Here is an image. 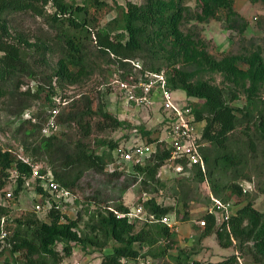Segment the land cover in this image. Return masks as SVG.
Instances as JSON below:
<instances>
[{
  "label": "trees",
  "instance_id": "obj_1",
  "mask_svg": "<svg viewBox=\"0 0 264 264\" xmlns=\"http://www.w3.org/2000/svg\"><path fill=\"white\" fill-rule=\"evenodd\" d=\"M81 1L79 4H74L64 0H0V94L8 90V95L13 100H17L19 105L15 113L18 117L29 107L31 100L41 99L42 90L44 106L49 107V113L54 106L53 99L56 92L49 81L48 88H38L33 92H30V89L21 91L26 94L25 99L16 94L14 89L20 86L19 82L13 85L16 77L25 71L30 75L33 72L23 50L5 39L8 33L6 15L9 13L26 11L39 16L47 15L54 24H57L58 45L68 65H83L89 55H92V58L105 63H116L121 69L126 70L128 60L141 58L149 63L145 69L159 72L164 61L157 49L159 39L169 38L181 49H185L189 44L186 35L178 28L181 8L174 0H146L144 5L127 2L125 7L119 5L116 0H111L112 3L108 0ZM195 2L201 11L210 13L220 7L230 8L232 0H195ZM48 4L54 8L52 14L46 12ZM112 7L121 9L122 12L120 22L110 26L112 25L110 21L102 23V20ZM23 41L28 44L26 40ZM89 42L92 43V47L88 46ZM36 48L39 46L37 45ZM46 49L44 45V50ZM203 60L213 68L232 74L240 71L236 70L233 57L223 62H215L208 56H203ZM256 69H259L260 73L264 70L259 66ZM58 73L57 78L63 77V73ZM168 82L173 90L181 89L186 97L202 101V105L192 108V112L196 121L204 123L202 139L205 144L201 147V153L206 163V175L208 174L211 182L212 194L224 202L227 201L226 192L229 187L232 194L237 196L243 194L235 180L239 178V165L244 164L245 161L232 153L230 140L236 129L241 127L240 132L246 136L249 152L256 156L257 144H259L263 146L261 154L264 156V101L257 103L250 100L246 108H235L226 102V93L222 88L207 81H191L187 74L180 70L176 71ZM234 98L236 96L232 95V99ZM96 99L93 96L81 95L67 102L64 110L56 117L57 122L62 125L60 131L48 135L42 134L40 131L48 113L41 117L40 112L22 119L15 131L22 136L21 146L25 152H30L31 159L37 161L44 158L55 181L72 193L78 189L86 170L102 172L112 159L115 161L114 151L120 144L116 140L99 138L95 141L97 148H94L87 142L94 130L102 132L125 124V121L119 120L106 109L104 102ZM250 126H253V130H250ZM143 133L149 135L148 130ZM148 142H156L154 152L146 158L143 165L130 166V174L135 178L141 175L142 183L148 180L158 183L157 172L170 156V148L164 140L149 138ZM181 163L184 161L181 160ZM10 166L18 171L14 189L17 194L24 186V176L26 178L30 176L31 166L15 158L9 150H3L0 146V174ZM228 169L232 171V182L227 184L225 181L223 183L218 181L222 176L220 172ZM194 173L195 177L203 180L198 168L195 167ZM108 175L120 177L121 172L112 171ZM2 185L0 177V187ZM36 192H42L41 187L36 185ZM42 193V197L47 195ZM96 197L85 196V199L90 204H99L100 201ZM0 201V218L6 216L8 220V204ZM143 206L155 217L173 211L178 212L173 206L162 205L152 197L143 201ZM110 207L97 210L89 216L87 225L90 233L79 231L81 220L79 214L73 218L68 217L54 205L45 212L47 220H41L34 213L22 219L15 218L13 220L15 227L5 237V245L11 254L21 255L22 264H60L64 256L71 254L73 245L85 249L88 244L104 246L111 241L116 245L112 246L110 253L102 257L100 264H121V259L129 260L128 264H139L138 259L157 258L166 254L167 247L152 249L158 238H166L170 234L164 224L143 223L149 227L135 231V222H130L126 216L117 217L114 213V210L119 213L128 211V206L124 205L120 198L116 199L112 209ZM182 207H187L186 201H183ZM180 216L182 220H186L188 212L185 210ZM203 218L207 223V229L202 235H206L217 223L215 216L206 211ZM215 234L219 245L223 247L229 246L234 236L251 240L253 261L256 264H264V213L254 208L250 201L230 216L228 228L225 222L218 224ZM59 242L64 244L62 252L55 248ZM135 243L148 245V251L141 253L139 249L134 248ZM181 253L182 250H179L175 257L177 260L181 258ZM186 257L184 264H239L237 255L233 254L208 263L189 260V254ZM144 264H153V261ZM178 264L183 263L178 261Z\"/></svg>",
  "mask_w": 264,
  "mask_h": 264
},
{
  "label": "rangeland",
  "instance_id": "obj_2",
  "mask_svg": "<svg viewBox=\"0 0 264 264\" xmlns=\"http://www.w3.org/2000/svg\"><path fill=\"white\" fill-rule=\"evenodd\" d=\"M64 1L74 4L82 2L81 0ZM108 1L112 3L111 0ZM116 1L124 7L127 2L139 5L146 3V0ZM174 2L181 8L178 28L186 35L189 44L185 49H181L169 38H162L159 39L157 47L159 56L164 60L160 71L163 72L167 89L172 92V99L177 104L186 105L191 109L202 105L201 100L188 98L181 89L173 90L169 86L168 79L180 70L187 74L191 81H207L222 88L226 93V102L235 108H246L250 100L257 103L264 101V70L260 73L259 69H256L257 66L264 68V0H232L230 8L220 7L210 13L201 11L195 0H174ZM53 11L54 8L48 4L47 14H52ZM121 12V9L112 7L102 23L110 21L112 24L110 26L116 25L121 20ZM6 18L8 33L5 39L23 50L33 72L32 75L28 71L22 72L14 80L13 85L16 82L20 83L19 88L14 89L18 96L25 99L26 94L21 91L30 89V92H33L38 88H48V83L51 81L56 92L53 102L59 100V113L64 110L65 105L62 102L67 103L81 95L93 96L97 101L99 99L104 102L106 109L119 120L125 121V124L102 132L94 130L87 139L94 148H97L95 141L99 138L112 139L125 144L138 134L147 142L149 138L159 140L163 136V123L160 122L159 117L165 112L160 84L154 83L148 93L143 90L145 82L152 80L150 72L145 69L149 65L147 61L141 58L128 60L125 70L116 63H105L89 55L83 65H68L58 45L57 24H54L47 15L39 16L31 12L17 11L7 14ZM92 43L89 42L88 46L92 47ZM37 45L39 48H36ZM203 56H208L215 62H223L233 57L235 68L240 71L232 74L213 68L203 60ZM57 72L63 73V77L57 78ZM232 95L236 98L232 99ZM40 96V100H31L29 107L18 117L15 113L19 105L17 100H13L8 95V90L0 94V146L3 150H9L15 158L18 159V155H22L40 170L51 173L44 158L37 161L31 159L30 152H25L21 146L22 136L15 132L22 119L29 117L30 114L40 112V116L44 117L48 113L49 107L44 106L43 90ZM143 96H146L147 101L134 100ZM202 124L204 123H198V127ZM147 130L149 135H144L143 132ZM240 130L241 127L232 134L230 148L233 154L245 161L244 164L239 165V178L235 180L243 194L239 196L232 194L229 187L226 192L228 196L226 202L231 203V213L248 201L254 208L264 213V156L261 154L263 146L257 144V155L253 156L247 147L246 136ZM250 130H253V126H250ZM130 166L132 164L129 162L120 165L112 159L102 172L86 170L78 189L74 191V197L64 204V213L68 217L80 215L78 229L81 233H90L87 224L91 214L107 206L114 207L116 199L120 198L124 205L133 207L143 204L145 198L152 197L162 205L173 206L178 212L173 211L170 214L180 221L178 232H170L166 238H158L152 246V249L167 247L166 254L157 258L149 257L153 264H178V261L184 264L187 254L189 260H200L204 263L219 261L233 254L237 255V261L241 264H256L251 256V240L234 236L229 246H220L215 234L218 224L209 234L202 235L207 229V223L202 227L196 221L203 218L211 203L208 188L199 177H195V167L187 169L184 173H177L167 164L160 167L157 172L158 183L151 180L142 183L141 175L135 178L130 174ZM112 171L121 172V176L111 177L108 174ZM231 172L229 169L223 170L220 172L221 177L218 174L215 176L219 177L218 181L230 184ZM14 175L13 166L0 174L3 182L0 187V200L4 201L2 198H5L6 193H12L11 199L6 201L9 215L6 220L7 235L15 227L13 221L15 218L22 219L34 213L41 220H47L44 211L36 212L32 208L33 203L41 199L34 191L36 183L31 181L28 186L24 185L15 194L17 177ZM207 179L211 186L208 174ZM85 196H97L96 199L100 203L90 204ZM183 201L187 202L186 209L182 207ZM185 210L188 212V218L182 220L180 215H183ZM138 221L134 224L135 231L149 227L143 224V221ZM63 245L59 242L55 248L62 252ZM114 245H116L114 241L104 246L88 244L85 249L77 245L70 255L63 257L60 264H100L102 257L110 253ZM134 248L144 253L148 251L149 246L135 243ZM179 250H182V255L177 260L175 257ZM22 263L23 259L19 253L11 254L6 245L1 247L0 264Z\"/></svg>",
  "mask_w": 264,
  "mask_h": 264
},
{
  "label": "built area",
  "instance_id": "obj_3",
  "mask_svg": "<svg viewBox=\"0 0 264 264\" xmlns=\"http://www.w3.org/2000/svg\"><path fill=\"white\" fill-rule=\"evenodd\" d=\"M150 72L152 80L145 82L143 85V90L145 93L150 91V87L154 83L160 84L161 96H162V106L164 107V115L160 118V122L163 123V136L159 140L166 141L167 146L170 148V156L165 160L164 164L171 166L175 172L184 173L187 169H192L196 167L200 170L203 176V184L208 188V195L210 197V206L206 209L207 213L213 214L216 219V223L220 224L222 222L226 223L228 228V221L231 213V203L224 202L220 198L215 197L208 183L206 175V163L201 153V147L204 144L202 139V128L198 127V123L202 121H196L192 109L188 106L179 105L172 99V92L167 89L165 84V79L163 72ZM124 86V84H123ZM134 95H132L133 97ZM147 101L146 96L134 98L135 101L138 100ZM59 102V100H57ZM54 102V106L49 110L48 116L45 123L41 128V132L44 135L51 134L62 129V125L57 122V114L59 113V103ZM63 105L66 102H62ZM156 142H147L145 141L140 134L133 138L132 140L127 141L125 144H119L114 151L115 161L117 163L129 162L132 165L140 164L143 165L146 158L155 150ZM18 159L24 163H27L31 166V173L29 177L24 176V185H29L31 181H34L37 186L41 187L42 192L47 193L42 197V192H36V185L34 187L37 199L32 208L37 211L46 212L53 205L64 212L65 202L71 200L74 197L68 188L60 185L53 175L49 171H41L40 168L36 165H32L27 158H24L22 155H18ZM179 160V161H178ZM181 160L184 163H181ZM13 172L15 177L18 175V171L13 167ZM12 193H6L5 198H2L5 203L11 199ZM147 198H145L146 200ZM144 200V201H145ZM1 202V201H0ZM114 213L117 217L126 216L130 222H137L138 220L143 221L144 223H162L164 224L169 232H178L179 222L178 220L171 215L170 213L164 214L160 217H155L152 213L148 212L142 203L128 207L126 213H119L114 210ZM139 222V221H138ZM196 223L200 226H205V218L197 220ZM7 236L6 232V216L0 218V243L3 247L5 245V237ZM151 259L149 257L144 260L138 259L139 264L150 263ZM241 264L240 261H238ZM129 260L121 259V264H128Z\"/></svg>",
  "mask_w": 264,
  "mask_h": 264
},
{
  "label": "crops",
  "instance_id": "obj_4",
  "mask_svg": "<svg viewBox=\"0 0 264 264\" xmlns=\"http://www.w3.org/2000/svg\"><path fill=\"white\" fill-rule=\"evenodd\" d=\"M129 207V206H128ZM179 222V224H180V221H178ZM79 246V245H78ZM77 247V245H73L72 246V250H71V253H72V251H73V248H76Z\"/></svg>",
  "mask_w": 264,
  "mask_h": 264
}]
</instances>
